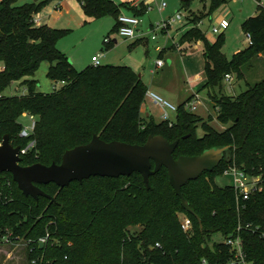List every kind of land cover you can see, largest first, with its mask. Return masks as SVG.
Instances as JSON below:
<instances>
[{
    "label": "trees",
    "instance_id": "obj_1",
    "mask_svg": "<svg viewBox=\"0 0 264 264\" xmlns=\"http://www.w3.org/2000/svg\"><path fill=\"white\" fill-rule=\"evenodd\" d=\"M17 1L0 0V141L4 134L20 148L34 141L21 155L22 166L59 163L66 149L87 143L94 134L104 141L137 144L150 134L162 135L178 142L175 158L209 148L226 150L217 167L181 187L192 212L183 208L165 167L149 176V188L138 172L91 176L62 188L38 184L54 199L25 196L9 172H0V241L6 231L12 239H29L28 256L38 258L37 264H231L229 247L212 237L235 234L241 225L247 261L264 264V191L252 194L238 211L234 189L215 182L232 160L247 172L264 175V78L235 96L222 93L226 74L242 78L243 65L259 55L264 61V8L258 5L242 22L251 43L229 58L221 51L223 36L210 43L197 26L200 16L180 35V44L202 42L205 80L200 89L207 90L215 119L224 126L219 130L185 108L189 98L177 105L171 122L143 118L147 86L135 71L115 64L75 69L56 44L67 30L33 22L50 0ZM77 1L86 18L112 16L115 32L122 8L138 17L146 13L143 2L135 7L113 0ZM222 2L210 0L206 14ZM43 60L50 63L47 76L63 83L59 89L35 91L36 80L29 77ZM14 81L25 85L27 93L5 95ZM23 113L36 118L27 137L19 135ZM178 213L189 217V231L181 228ZM137 225L140 229L131 232L129 227ZM46 233L48 240L40 246L38 239Z\"/></svg>",
    "mask_w": 264,
    "mask_h": 264
},
{
    "label": "rangeland",
    "instance_id": "obj_2",
    "mask_svg": "<svg viewBox=\"0 0 264 264\" xmlns=\"http://www.w3.org/2000/svg\"><path fill=\"white\" fill-rule=\"evenodd\" d=\"M162 0H148V6L152 7V11H146V13L140 18L146 19L149 23L152 22V31L148 32L149 42L148 51L145 56V45H140L139 51L143 57L148 59L150 65H152L157 58V51L155 47L164 46V52L160 57L166 63L177 61V53L175 49V43H179L180 35L182 34V25H191L190 20L193 18L201 17L197 21V26L204 32L207 40L212 43L216 40L218 35L223 36L221 51L229 58L233 53L245 48L248 43L246 42L245 32L242 29V22L249 16L254 15L258 5H264V0H223V2L215 8L212 12L206 14L210 8V0H164L167 4L165 8L160 12L156 4L161 3ZM125 1H120L122 3ZM23 3V0H18L17 4ZM49 3V2H48ZM45 4L41 8V12H47L49 8L45 7ZM187 3V5H184ZM52 9V5L49 4ZM47 6V7H48ZM39 11V12H40ZM121 11L125 12L127 9L122 8ZM178 11L183 15L181 22H176L170 25L167 32L160 30L157 27V23L160 20L166 19L170 16H174ZM150 12V15L148 14ZM148 14V15H147ZM82 11L79 13L78 4L76 9L71 8L68 13L63 14V18L59 22H54V28L67 30L58 40L57 47L68 56V60L73 67L77 70H82L86 65L91 63L92 54L98 55L100 64H115L122 65L125 60L120 58L121 55H125L126 52L118 51L116 53L119 57H114L113 62L105 61V56L115 48L121 45H127L131 40L135 38H124L113 30L115 19L110 16H104L95 19L83 20ZM128 15V14H125ZM80 18H82L80 22ZM68 22V24H67ZM184 26V27H185ZM213 27L218 28V33H213ZM141 32H145L141 29V25L138 27L136 34L140 36ZM152 35L155 39H152ZM106 37L110 38L106 42ZM117 39V43L113 42V39ZM175 39V40H173ZM183 54L181 58L186 57V67L184 65H175L171 68V77L167 81L165 87L167 91H175L178 95L176 100L165 98L166 100L177 105V102L183 97H190L195 100L197 94L198 105L194 113L201 116L204 121L216 129H222V125L215 119V109L210 101L207 90L200 89L204 82V70H203V57H202V42L196 41L192 44L182 43ZM119 48V47H118ZM123 49V48H120ZM177 54V55H176ZM180 59V58H178ZM181 60V59H180ZM118 63V64H117ZM50 63L47 60L40 62L38 68L34 74L30 76V79L36 80L35 91L36 92H51L55 88L58 89L63 84L60 81H53L47 76V70ZM145 69V68H142ZM141 69L138 70V73ZM243 77L237 78L233 74V80L229 83L225 80L222 81V93L226 95L235 96L240 92L246 90L255 83L261 81L264 78V61L258 58H253L250 62L242 67ZM195 75L196 82L193 88L189 87V79ZM198 76V78H197ZM187 90V92H185ZM5 95H22L27 93V87L19 82H12L10 86L3 92ZM162 95V94H161ZM164 98V96H162ZM183 101V100H182ZM181 101V103H182ZM150 104V112L154 118L158 119L162 116L164 110L152 102L147 100ZM169 118L175 119L176 112L168 111ZM209 114L212 119L209 118ZM36 119V118H35ZM19 123L23 126H29L31 120L29 116L22 115L19 117ZM202 129L198 128V135H202ZM216 184L220 186L228 185L231 183V176L219 175L215 179ZM179 217L183 216V213H178ZM180 219V218H179ZM131 232L138 231L140 226L129 227ZM212 239L220 241L222 239L220 233L213 235ZM29 239L20 237L11 241H0V264H31L32 259L29 258L31 248L29 247ZM70 244V243H68ZM38 260V258H37Z\"/></svg>",
    "mask_w": 264,
    "mask_h": 264
},
{
    "label": "water",
    "instance_id": "obj_3",
    "mask_svg": "<svg viewBox=\"0 0 264 264\" xmlns=\"http://www.w3.org/2000/svg\"><path fill=\"white\" fill-rule=\"evenodd\" d=\"M177 143L176 140L169 142L162 135L150 134L144 143L137 144L118 140L104 141L94 134L87 143L66 149L59 163L45 165L36 162L22 166L20 147L14 146L9 136L4 134L0 142V172H9L25 196L54 199L38 184L53 182L62 188L73 180L82 181L91 176L116 178L138 172L149 188V176L165 167L169 183L181 198L183 208L192 212L181 193V187L197 179L203 172H210L217 167L226 147L209 148L200 154L175 158L173 152ZM151 161L154 163L153 168Z\"/></svg>",
    "mask_w": 264,
    "mask_h": 264
},
{
    "label": "built area",
    "instance_id": "obj_4",
    "mask_svg": "<svg viewBox=\"0 0 264 264\" xmlns=\"http://www.w3.org/2000/svg\"><path fill=\"white\" fill-rule=\"evenodd\" d=\"M166 6V2L164 0L161 1V3L157 4L158 10L161 12ZM262 6V5H261ZM264 8V5L262 6ZM151 7H146V11H149ZM183 18V15L180 11H178L174 16H170L166 19L160 20L157 23V27L164 31L167 32L168 28L170 27L171 24L176 23V22H181ZM33 22L35 25H39V15L38 13L33 15ZM119 22V27H118V34L124 38H138V37H143L145 35L143 32H141L140 36L136 34L138 27L141 25V18L135 15H125L120 13L118 18ZM152 31V30H151ZM213 33H218V28L213 27L212 29ZM245 40L248 44L251 43V36L249 33H245ZM152 39H155V36L152 35ZM110 38L106 37V42L109 41ZM176 47H179L180 44L175 43ZM158 50H160V47H157ZM163 59L162 58H157L154 62V69H158L162 67L163 65ZM91 64L93 66H98L100 64L99 56L95 55L92 56L91 58ZM3 66H0V71L3 70ZM226 82H231L233 80V75L232 74H226L224 76V79ZM195 95V100L193 99H188V101L185 104V108L191 112H194L197 108L198 105V98L197 94ZM145 97L152 102L154 105L160 106L163 110L164 113L161 116L162 120H168L171 122L169 118V113L168 111H175L177 110V105L173 104L172 102L166 100L159 94H157L154 91L147 90ZM23 115L29 116L31 120V124L29 126L23 127L19 133L21 137H27L29 136L36 124V119L33 115L23 113ZM222 129L224 126L222 125ZM1 142V141H0ZM34 146V141H30L28 145L25 148H20V155L26 153L28 149ZM223 175H229L231 176V183L230 186L234 189V194H235V206L236 209L239 211L242 208L245 207L246 201L250 198V196L256 192H262L264 191V175L261 173L253 174L250 172L245 171L241 167H239L234 160H232L231 164L224 170ZM8 184V182H7ZM6 198V197H5ZM181 228L187 232L191 229V221L189 217H187L185 214H183L182 217L178 216ZM249 224L246 225L248 227ZM241 230V225H238L236 228V233L229 234L228 236H223L222 239L220 240L223 242L225 245L229 247L230 253H231V264H249L246 258V253L244 251V243L243 239L240 236L239 232ZM11 232L6 231L4 236L2 237V240L5 241H11V240H16L18 238L12 239L11 237ZM48 240V234L46 233L44 236L40 237L38 239V243L41 244V246L47 242ZM158 246V243L156 244ZM203 263L205 261L203 260ZM31 264H37V259H32Z\"/></svg>",
    "mask_w": 264,
    "mask_h": 264
},
{
    "label": "crops",
    "instance_id": "obj_5",
    "mask_svg": "<svg viewBox=\"0 0 264 264\" xmlns=\"http://www.w3.org/2000/svg\"><path fill=\"white\" fill-rule=\"evenodd\" d=\"M38 1H43V0H36V1H34V0H23V3L38 2ZM113 1L118 3L121 0H113ZM122 1L129 2L130 4H132L135 7L138 6V4L140 2H143L146 7H150V6H148V3L146 2L148 0H122ZM49 4L52 5V9L50 8V6H48ZM77 4H78V8H79V13H81L82 9H81V6H80V4L78 3L77 0H50L48 5H47L48 7L47 6L45 7V9L49 8V10L47 12L46 11L45 12H41V11L38 12L39 25L46 24V25H48L50 27H53L55 25L54 22H59L62 19H64L62 15L65 14V13H68V11H70L71 8H75L76 9ZM166 6H167V4H166ZM149 11L150 12L152 11V7H151V9ZM150 12L148 13L149 15H150ZM121 13L122 14H128V15H132L133 14L130 10H127L125 12L121 11ZM82 14H83V11H82ZM82 17H83V20H85V19L86 20L87 19L88 20L89 19H93V18H86L84 14L82 15ZM81 20H82V18H80V22H81ZM151 20L152 19H150L149 23L147 22L146 19H143V21H141V29L145 31V32H143L145 34V35H143V37H138V38H136L134 40H131V42L127 45V49L124 48L125 45H121V46H118L119 48L117 47L114 50L110 51L105 56V61L113 62L112 59L114 57H119V56L116 55V53L118 51L126 52L125 55H121L120 54V58L122 60H125L124 64H122V65L129 66L133 71H135L138 74V76L142 79L144 84L147 86V90L154 91L157 94H159L160 96H164V98L168 97L170 99L176 100L178 94L175 91H173V92L172 91H167L165 85H166L167 81L171 77V68L172 67H174L175 65H179V64L184 65L186 67V57L185 58H183V57L181 58V56H180V55L183 54L182 53L183 52L182 45L180 44L179 47H176V45H175V46H173L174 47L173 49H175L177 51V53L180 54L177 57L180 58L181 60L177 58V61H175V62H172V61L170 63L163 62L162 67H160V68L155 70L154 69L155 68L154 67V63L152 65H150L149 62H148V59L146 57L144 58L143 55H139V54L142 53L141 51H139V48H138L140 45H145L146 46L145 47L146 50H145L144 53H145V56L147 54L148 42H149V34H148V32L152 29ZM67 24H68V22H67ZM185 25H186L185 23H184V25H182L183 28H182L181 32H184L187 28L191 27V25H188V26H185ZM173 40H175V39H173ZM113 42L117 43V39L114 38ZM185 44H192V43H185ZM157 47L158 46L155 47V50L158 53L157 54V58H159L163 53H165L164 52L165 50L163 48L164 46H161L160 50H158ZM120 48H123V49H120ZM92 56H95V54H92ZM92 56H91V58H92ZM257 58L261 59L263 61L262 55H259ZM110 64H112V63H110ZM88 65H91V63L88 64ZM88 65H86V66H88ZM142 68H145V69H142ZM203 68H204V60H203ZM139 69H141V71L138 73ZM197 78H198V76H197ZM195 82H196V77L194 75L193 78L190 77V79H189V87L193 88V86L195 85ZM185 92H187V90ZM188 98H189V96L188 97L187 96L183 97L181 100H179L177 102V105H179L182 100H183L182 101V103H183ZM147 100L148 99L145 97V100H144V102L141 105V115H142V117L147 119V120L150 119V118H153L156 122H159L160 120H162L161 116H159L158 119L154 118V116L150 112V107H149L150 104L147 102ZM170 120L172 121V119H170Z\"/></svg>",
    "mask_w": 264,
    "mask_h": 264
}]
</instances>
